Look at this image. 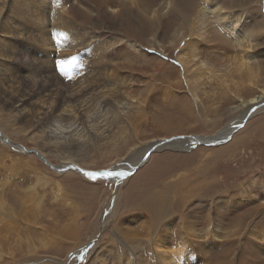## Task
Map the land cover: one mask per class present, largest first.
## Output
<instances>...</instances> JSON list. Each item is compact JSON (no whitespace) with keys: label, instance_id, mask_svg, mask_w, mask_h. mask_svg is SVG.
I'll return each instance as SVG.
<instances>
[{"label":"rangeland","instance_id":"obj_1","mask_svg":"<svg viewBox=\"0 0 264 264\" xmlns=\"http://www.w3.org/2000/svg\"><path fill=\"white\" fill-rule=\"evenodd\" d=\"M85 1L87 7L98 3ZM147 1L149 9L141 11L140 19H136L135 14L133 21L126 19L122 23L118 14H113L110 23L94 20L86 30L94 36L91 48L94 47L95 52L99 47L110 46L111 64L124 66L120 70L125 74L126 82H122L118 95L113 91L112 95L125 104L128 115L121 117L119 110L123 108L120 105L119 110L107 106V111L110 108L107 115L114 123L109 124L111 132L103 135H92L88 123L76 129L77 125L72 121L63 119L59 122L73 127L71 130L75 133L91 138L87 141L90 147L80 141L83 144L78 147H82V151L70 162L84 170L112 171L115 175L116 170L119 173L135 170L149 148L161 140L166 144V140L177 137H211L231 126L243 124V127L224 144H221L222 140L216 146L154 151L144 166L131 177L122 179L123 182L106 178L94 181L71 169L56 171L55 168L62 169L68 163L64 160L67 154L61 149L64 144L59 146L58 153L53 143L44 144L42 137H38L36 123L21 120L5 99L0 98V131L10 140H5L0 133V264H32L36 261L37 264H70V257L85 246L84 254L77 256L73 264H95L93 258L97 260L99 254L93 255L94 249L100 252L98 247L117 246L116 227L121 225L136 228L140 247L150 253L153 247L144 228L146 219L151 217L152 222L163 219V225L165 217L158 218L161 214L157 211L160 207L165 211L170 205L172 213L175 210L176 213L171 214L166 223L176 224L170 237L175 245H184L183 217L198 219L199 238L192 248L196 250L195 255H190L189 241L186 264H226L229 258L233 260L232 264H264V107H254L255 114L248 119L244 115L247 109L242 107L243 102L261 96L264 90V0H224L228 6H234L231 11H241L239 5L248 6L243 10L246 13L253 11L255 6L260 9L257 21L263 23V29L258 33L253 51L259 56L251 61L250 68L242 66L241 58L235 60L240 57L241 46L236 41L233 43L229 35L225 37L210 22H207L209 31L206 35L195 36L199 40L209 37V44L190 43V29L181 31L186 32L183 42H189L199 52V57L193 59L187 48L186 51L183 47L178 48L174 35L178 23L191 22L194 15L181 8L162 17L164 10L170 9L169 3L175 0ZM185 1L197 3L194 9L192 7L193 13L201 3V0H182ZM74 2L78 3V0ZM5 4L6 0H0V14L5 11ZM124 5L130 7L131 2L126 1ZM64 22V27L79 23L74 20ZM115 24H120L119 33L111 31L110 27ZM124 25L131 27L124 30ZM79 26L81 28L82 24ZM126 32L133 38H124ZM51 33L55 38L54 28L49 31ZM221 39L225 41L221 45L226 44L228 51L220 49V45L219 50L208 48L219 44ZM132 44L141 46L142 52L135 55ZM113 45H122V50H114ZM200 61L207 62L212 70L198 64ZM55 68L52 67L49 76L56 73ZM56 71L59 88L63 83L74 81L66 65ZM101 90H97V96ZM74 91V88L63 89V93ZM97 96L89 98L93 107L97 106ZM52 104L56 105L54 95ZM93 107L90 114L94 112ZM11 143L22 153L9 145ZM84 148L88 153L83 152ZM114 212L118 213L115 220ZM105 214H110L108 221L111 220L106 230ZM210 217L215 219L212 223ZM77 218L85 220L79 219L77 229L70 233L67 230L73 224L70 220ZM239 219L242 227L234 234ZM209 223L211 229L217 224L223 228L219 240L213 234L208 236ZM90 242L94 245L89 246ZM224 257L228 259L224 260Z\"/></svg>","mask_w":264,"mask_h":264},{"label":"bare ground","instance_id":"obj_2","mask_svg":"<svg viewBox=\"0 0 264 264\" xmlns=\"http://www.w3.org/2000/svg\"><path fill=\"white\" fill-rule=\"evenodd\" d=\"M87 1L98 3L97 5L91 4L89 7H87L85 0H78V3H75L74 0H6V4L4 6L5 11L0 14V98L2 100L5 99L4 102L14 109V113H16V116L21 120L36 123L39 133L38 137L39 139L42 137V142L44 144L50 145V143H53L56 147L55 150L57 153L60 150L59 146L64 144L61 149L64 154H67L64 155V160H66L68 163L66 166H63L62 169L55 168V170L57 169L56 171L62 172V170L71 169L89 178L86 173L92 171L84 169L82 170L81 168L78 170V166L74 162L70 161L72 158H75V156H78V154H80L82 151V147H78L79 144L88 143V146L90 147V143L87 141L91 138L75 133V130H71L73 127L68 128L66 125L63 126L59 122L64 121L63 119L66 121H72L75 126L77 125L76 129H78L81 125L83 126L88 123L89 130L92 135H103L105 132H111V129H109V124L114 123V121L112 122L110 117L107 115V112L110 110L109 108L107 111V106H112L119 110L120 105L123 108L119 110L122 118L123 116L126 118L128 113L125 112V104L121 103V101L117 99L118 97L115 98L112 95L113 92L118 95L119 90L122 87V82H126L125 74H123L121 72L122 70H120L123 69L124 66H113L111 64L113 60L111 58L112 50L110 46H104V48L99 47V51L95 52L96 49H93L94 47L91 48L93 44L92 39L94 36L93 34H88L86 30L90 27V24L94 23V20H102L105 23H110V15L113 14H118V17L122 23L126 19L130 22L133 21L135 14L136 19H140L139 15L141 11L148 10L149 3L147 0H123L124 3L126 1L131 2L130 7H128V5H124L121 0ZM224 2V0H201V3L199 2L198 7L193 13L192 7L194 9V7L197 6L195 1H189L186 3V1L182 2V0H175L169 3L170 9L167 8L168 10H164L162 17L170 13L174 14L176 11H180L181 8L182 10H186V13L194 15V18L191 22L178 23L176 34L174 35L178 42V48L183 47L182 50L184 51H186L187 48V51L191 53V57L193 59L196 56L199 57V52L196 51V49L192 47L190 43L202 44L203 42L204 44H209V37H202L201 40H199L195 36L200 34H202V36L206 35L209 31L207 22H210L211 25L214 26L215 29L221 32L225 37L226 34L229 35V39L232 42L236 41L241 46L240 57L235 58V60L241 58L242 66H248V68H250L252 65L251 61H254L256 56H259V53L253 51L255 50L254 47L256 46L255 42H257L256 38H259L258 33L262 32L263 29V23L261 21H257V17L260 14V9L258 10L257 6H255L252 8L253 11L248 10L250 12L246 13L243 10L244 8H248V6L239 5L238 8L241 11L235 12L230 10L233 9L234 6H228ZM184 19L187 20V17L184 16ZM72 20L82 24L81 28L79 23H75V25L72 27L63 26L65 23L64 21ZM54 23H58V25ZM119 27L120 24H115L110 28L112 32L119 33ZM130 27V25H124V30H127ZM53 28L55 31V38L53 37L52 33L49 34V31L53 30ZM187 28L190 29L191 35L189 39L190 43L187 42L185 44V41L183 42V40L186 36V32L181 33V31ZM221 28L223 30H221ZM167 29L170 30L171 27L167 26ZM126 33L127 35L124 38H133L130 36L129 32ZM86 34H88V36ZM121 42L128 43L125 40H121ZM224 42L225 41L221 39L219 44L209 45L208 48L213 50V48H218V45H220V49L223 48L222 50L228 51L229 47L226 44L221 45ZM244 44H247V46ZM131 46L132 49H135V55L142 52V50H140L142 47L138 44H132ZM113 47L114 50H122V45H113ZM227 57H230V55H227ZM61 61H63V64H61ZM198 64H200L202 67H205L207 70H212V67H210L205 61H200ZM65 65L70 70L74 81L72 83H63L61 88H59L56 82V68L60 66L65 67ZM161 65H163L162 62ZM52 67H56V73H53L51 76H49ZM127 68L131 69L129 67ZM208 73H210V70ZM70 88H74L75 91L63 93V89L69 90ZM97 90H101L99 96H97L99 92ZM261 94V96L253 98L250 101L243 102L242 107L247 109L244 113L246 119L251 118V116L255 114V110L253 109L254 107H257V109H259L258 107H264V90H262ZM52 95L55 96L56 105L52 104ZM94 95L98 97V100L96 102L97 106L93 107V102H90L89 98L90 96ZM108 101L111 102L108 103ZM92 107L94 112L93 114H90L89 111ZM233 130L234 128L231 126L227 130L218 133L216 136H198L197 138L192 137L185 139H174L170 142H166V144H164V140H161V142H157L155 145H153L152 148L150 147L149 150L153 149L155 152L165 149H174L176 151H180L184 148H190L192 144L197 141L210 146H216L220 144L222 140L223 142H221V144H224L226 143V140L231 139ZM0 133L2 134L3 132L0 131ZM3 137L5 140L10 141L4 135ZM80 141H83V143H80ZM67 143L69 148L67 147ZM9 145L13 146V148L15 147V150H18L22 153L20 148L16 145H13L12 143ZM27 152L30 151L27 150ZM83 152L88 153V149L83 150ZM37 155L41 156L39 153ZM146 156L143 160L147 161L148 158H146ZM40 158L43 160L42 157ZM133 171L134 170L127 172L122 171L123 175H111L108 177H110V180L114 179V181L119 180L123 182L122 179L131 177L129 174ZM107 172L112 173V171ZM114 172L119 173L117 170ZM92 180L98 181L97 179ZM25 209L23 208V210ZM172 210L173 208L170 205L167 206L165 211L161 207L159 211H157L162 215L159 216L156 213L157 216H159L158 218L165 217V222L163 225V219L154 222H152L151 217H147L146 219V227L144 226V228L147 231L145 232L147 234L149 233L148 235L150 238L148 242L152 244V252L146 253L143 248L140 247L141 242L137 238L139 236L135 234L137 230L136 228L129 225L125 228L121 225V227H116L120 236L115 233L116 237L118 238V245L107 248L104 246L98 247L100 252H98V250L95 248L94 251L97 252L93 251V255L97 256L99 254V258H97V260L93 258L94 263L186 264L187 260L185 258L188 255L185 256V252L189 241L191 243L190 249L192 251V254L190 253V255H195L194 253L196 250H193L192 248H194L193 245L196 242V239L199 238V231L196 228L198 219L191 216L183 217V225L181 224V235L185 236L184 245L183 243L175 245L172 242V238L170 239V237L172 232L174 234V227L176 224L175 222L166 223L168 217L171 214L173 215L176 213V210L173 213ZM116 217H118V213L114 212V220ZM109 218L110 214L104 215L105 230L109 228L108 225L111 222V220L108 221ZM79 219H82L83 221L85 220V218L70 220L73 221V224L67 229L70 233L77 229L76 223H78L77 221ZM138 219L140 222V217ZM213 220L215 219L210 217L209 222L212 223ZM216 222L220 223V220L216 219ZM210 223L208 229V233L210 232V234H208V236L213 234L212 236H214L216 240H219L221 238L220 233L223 232V228L220 224H217L213 227V229H211ZM240 227H242V221L239 219L236 222L232 233H238ZM160 233H162V235ZM254 234L256 233L254 232ZM62 235H64L63 232ZM191 238L192 240H190ZM96 239L97 237L92 240ZM94 242H90L89 246L94 245ZM86 247L87 246H85L80 251L78 250L77 254L70 257V264H73L75 261H77V256L84 254L83 250H85ZM153 258L155 260L154 262ZM223 259L226 260L228 258L224 257ZM229 259L227 263L232 264L233 260ZM32 264H37V261L32 262Z\"/></svg>","mask_w":264,"mask_h":264},{"label":"water","instance_id":"obj_3","mask_svg":"<svg viewBox=\"0 0 264 264\" xmlns=\"http://www.w3.org/2000/svg\"><path fill=\"white\" fill-rule=\"evenodd\" d=\"M248 119V118H247ZM243 127V124L242 125H240V126H237V127H235L234 128V130H233V132H232V134H231V136L235 133V132H237V130H239L240 128H242ZM195 138H197V136H194ZM189 138H192V137H189ZM176 140V139H183V138H181V137H177V138H173V139H171V140H166L167 142H170V141H172V140ZM228 140H230V139H228ZM228 140H226L225 142H227ZM201 145H203V146H210V145H207V144H205V143H201V142H199V141H197V142H195L194 144H192V146H191V148L192 147H197V146H201ZM154 150L153 149H151V150H149L148 152H147V156H146V158H150V155L152 154V152H153ZM146 163V160H143L136 168H135V170L132 172V173H130L129 174V176L130 175H132V174H134L140 167H142V166H144V164ZM82 169V168H81ZM78 170H80V167H78ZM83 170V169H82ZM102 179H105V178H102ZM106 180H110V177H108V178H106Z\"/></svg>","mask_w":264,"mask_h":264},{"label":"snow or ice","instance_id":"obj_4","mask_svg":"<svg viewBox=\"0 0 264 264\" xmlns=\"http://www.w3.org/2000/svg\"><path fill=\"white\" fill-rule=\"evenodd\" d=\"M61 64H63V61H61ZM86 175L90 179H98V178H104L113 175V173L104 171V172H88ZM115 175H123L122 173H116Z\"/></svg>","mask_w":264,"mask_h":264}]
</instances>
